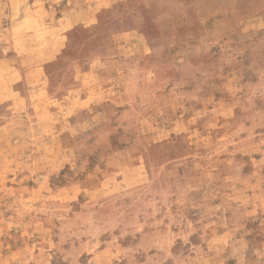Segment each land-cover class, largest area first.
Here are the masks:
<instances>
[{"label":"rangeland","instance_id":"rangeland-1","mask_svg":"<svg viewBox=\"0 0 264 264\" xmlns=\"http://www.w3.org/2000/svg\"><path fill=\"white\" fill-rule=\"evenodd\" d=\"M46 1L0 0V264H264V0Z\"/></svg>","mask_w":264,"mask_h":264},{"label":"crops","instance_id":"crops-1","mask_svg":"<svg viewBox=\"0 0 264 264\" xmlns=\"http://www.w3.org/2000/svg\"><path fill=\"white\" fill-rule=\"evenodd\" d=\"M46 2L48 3V5H50V2H49V0H47ZM48 9H50V10H51V7H50V6H48ZM47 14H48V13H47Z\"/></svg>","mask_w":264,"mask_h":264}]
</instances>
